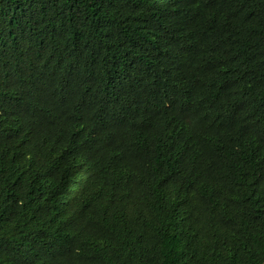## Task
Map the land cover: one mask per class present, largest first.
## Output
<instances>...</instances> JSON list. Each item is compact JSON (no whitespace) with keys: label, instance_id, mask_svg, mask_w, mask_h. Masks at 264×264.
Here are the masks:
<instances>
[{"label":"trees","instance_id":"obj_1","mask_svg":"<svg viewBox=\"0 0 264 264\" xmlns=\"http://www.w3.org/2000/svg\"><path fill=\"white\" fill-rule=\"evenodd\" d=\"M0 264H264V0H0Z\"/></svg>","mask_w":264,"mask_h":264}]
</instances>
